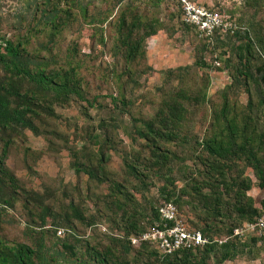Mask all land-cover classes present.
I'll return each mask as SVG.
<instances>
[{
    "label": "rangeland",
    "instance_id": "rangeland-1",
    "mask_svg": "<svg viewBox=\"0 0 264 264\" xmlns=\"http://www.w3.org/2000/svg\"><path fill=\"white\" fill-rule=\"evenodd\" d=\"M240 1L185 0L193 7L225 16L234 24V32L242 30V24L238 26V18L243 16L238 8ZM84 2L88 3V14L107 16L101 25L87 24L86 19L76 15L73 23L61 30L52 43L47 44L45 34L38 33L30 36L27 44L28 50L50 59V67L65 68L69 59L72 63L77 62L76 76L80 78V87L86 98L95 99L91 100V106L73 96L52 101L54 116L46 121L47 134L33 135L23 129L13 137L5 164L20 186L41 195L50 206L51 215L37 213L38 209L34 210L32 204L29 205L33 209L30 215L23 206L22 196L15 194L12 206L0 214V235L8 243H28L40 227L55 231L59 228L76 250L82 248L85 241L107 243L106 235L118 233L115 226L119 212L113 211L109 203L112 181L119 183L130 195V203L125 202L128 212L134 211L133 218L141 225L145 224L144 216L149 207L159 200L158 188L169 185L162 170L148 171L140 183L125 171L124 158L137 150H142L141 156L147 155L146 149H142V141L131 139L134 125H137L133 119L151 117L164 93L181 88L187 96L183 101L185 113L181 133L186 135L189 145L165 143L175 154L169 161L171 171H165L175 190L186 185L185 177L196 174L192 170H202L203 166L193 157V139H200L211 131L214 126L212 113L218 112L224 102L228 115L235 114L240 119L248 114L256 132H264V104L260 102L264 96V83L257 81L255 76V68L261 60L257 55L249 59L250 76L247 78L236 75L237 58L233 47L237 39L225 37L222 32L223 43L216 41L219 38L208 40L195 27L181 20L180 0H122L111 11H108L111 0ZM127 7H132L142 19L157 18L162 24L161 29L144 40L143 56L130 63L124 62L114 32L116 17ZM233 7L236 9L231 14ZM31 10L30 0H0V34L11 41L16 40L24 33ZM248 14L247 11L244 17ZM257 17H264V9ZM98 35L102 37L101 42ZM211 44L217 45L211 48ZM44 45L50 48L49 52L42 48ZM214 56L218 57L219 65L213 63ZM199 57L204 61L201 67L195 64ZM111 97L115 99L112 101ZM105 138L108 140L104 141ZM100 152H103L104 160L100 163L102 170L99 173L105 179H90L74 170L75 164L81 162L95 166ZM256 152L264 167V143ZM235 168L239 166L234 167L232 174ZM242 173L251 181L245 193L258 208L264 198V187L257 185L249 166L244 167ZM182 198L194 201L187 195ZM225 199L229 204L233 198L225 196ZM69 205L76 207L84 220H91V225H83L75 218L68 224L61 220L58 215L68 212ZM194 212L190 204L181 203L179 214L190 227L202 223ZM234 216L230 212V217L221 216L214 222L224 226L233 222ZM54 217L59 222L57 227L52 226ZM210 237H224V234ZM47 238L45 242L50 244L53 239ZM248 248V252L219 264H264V240L253 245L249 243Z\"/></svg>",
    "mask_w": 264,
    "mask_h": 264
},
{
    "label": "trees",
    "instance_id": "trees-1",
    "mask_svg": "<svg viewBox=\"0 0 264 264\" xmlns=\"http://www.w3.org/2000/svg\"><path fill=\"white\" fill-rule=\"evenodd\" d=\"M121 1L111 0L108 11ZM87 5L84 0H30L32 10L24 33L14 41L0 34V214L6 207L12 206L13 197L17 193L24 199L23 206L30 215L33 210L29 207L30 204L34 210L38 209L37 213H51L50 206L40 194L20 186L18 179L7 168L5 160L13 137L21 130L27 129L33 135L47 134L46 121L54 116L50 104L52 101L73 96L85 101L88 106L92 105L91 100L95 97L86 98L80 87V78L76 76L77 62L72 63L69 59L65 68L50 67V59L27 49L30 36L38 33L45 34L47 44L52 43L61 30L73 23L76 15L86 19L87 24L101 25L107 16L88 14ZM238 8L243 15L238 18V26L242 24V30L223 34L238 41L233 47L237 58L236 75L243 79L250 76L249 59L257 55L261 64L255 68V76L257 81L264 83V17H257L264 9V0H241ZM235 9L233 7L230 13ZM247 11L249 14L244 17ZM161 25L157 18L142 19L137 12L132 11V7L124 8L118 14L114 22L115 43L118 44L125 63L143 56L144 40L161 29ZM221 33L213 31L205 37L213 41L219 38L216 41L223 43ZM98 39L99 42L102 41L99 35ZM211 45L214 48L217 44ZM42 48L49 52L50 48L46 45ZM200 58L195 60V64L201 67L204 61ZM213 58V63L219 65L218 57ZM126 69L130 71L129 68ZM186 98L185 91L181 88L164 93L151 117L133 119L137 125H134L131 139L139 138L147 155L141 156L142 150H137L132 156L124 158L125 171L142 183L148 171L162 170L169 185L163 184L158 188L159 200L149 207L147 216H144L145 224L141 225L133 218L134 211L128 212L125 202L130 203V195L121 189L119 183L112 181L108 192L109 203L113 206V211L119 212L115 226L118 233L106 235L107 243L90 244L85 241L82 248L76 250L63 233L55 236V229L40 227L28 243H8L0 235V264H219L244 251L248 252L249 243L253 245L258 240H264V234L243 240L231 237L220 244L211 242L194 248H181L167 255L159 254L147 242L134 245L130 243L131 236L143 232L158 220L157 206L166 201L172 202L178 213L182 202L190 204L195 210V217L202 221L201 225L195 224L192 228L208 237L214 234L226 236L232 228L253 220L259 213L252 198L245 193L250 188L251 181L242 171L249 166L257 179V185L264 187L262 158L256 152L264 143V132H256L255 124L248 114L240 119L235 114L228 115L225 102L218 112L212 113L214 126L211 131L203 134L200 139H193V157L203 166L202 170H192L196 174L185 177L186 185L175 190L171 178L165 172L171 171L169 161L175 158V154L165 143L189 145L186 135L181 133L185 113L183 101ZM114 99L111 97L112 101ZM260 102L264 104V96ZM103 160V152H100L95 166L81 162L75 164L74 170L86 174L90 179L101 181L104 177L99 172L102 170L100 163ZM235 166L239 168H235V173L232 174ZM185 195L190 199L194 198V201L183 200ZM225 196H231L232 202L228 204L227 199L223 200ZM263 201L264 199L261 204ZM227 204L228 206H224ZM66 209L68 212H64L63 216L58 215L64 222L75 218L83 225H91L92 221L84 220L76 207L69 205ZM230 212L235 215L233 222L224 226H218L214 222L221 216L230 217ZM53 220L52 226L57 227L58 220ZM47 237L53 239L50 244L45 242Z\"/></svg>",
    "mask_w": 264,
    "mask_h": 264
},
{
    "label": "built area",
    "instance_id": "built-area-1",
    "mask_svg": "<svg viewBox=\"0 0 264 264\" xmlns=\"http://www.w3.org/2000/svg\"><path fill=\"white\" fill-rule=\"evenodd\" d=\"M180 2L182 3L181 20L185 24L195 27L201 35L208 36L213 31L233 32L234 24L229 22L225 16L206 11L201 7H193L185 0H180ZM258 208L259 213L253 220L245 221L232 228L228 235L217 238L204 236L199 230L190 227L177 212L175 205L166 201L157 206L158 220L143 232L131 236L129 240L133 245L147 242L159 254L167 255L181 248H194L211 242L220 244L231 237L239 240L246 237H258L264 234V201ZM61 234L62 230L57 229L56 235Z\"/></svg>",
    "mask_w": 264,
    "mask_h": 264
}]
</instances>
